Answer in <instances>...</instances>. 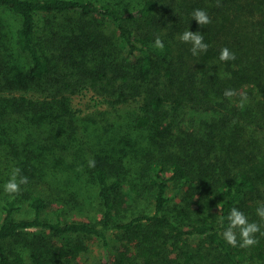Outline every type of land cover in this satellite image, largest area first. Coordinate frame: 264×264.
<instances>
[{
  "label": "trees",
  "instance_id": "16d2710c",
  "mask_svg": "<svg viewBox=\"0 0 264 264\" xmlns=\"http://www.w3.org/2000/svg\"><path fill=\"white\" fill-rule=\"evenodd\" d=\"M216 4L0 0L18 21L0 17V193L13 168L29 179L3 195L0 264H85L91 241L93 264H264V237L240 248L221 236L232 207L264 230V0ZM187 29L206 52L180 41ZM223 47L236 59L220 61ZM84 89L110 108L77 117ZM87 184L94 215L64 217L78 196L67 189Z\"/></svg>",
  "mask_w": 264,
  "mask_h": 264
},
{
  "label": "clouds",
  "instance_id": "9594fccd",
  "mask_svg": "<svg viewBox=\"0 0 264 264\" xmlns=\"http://www.w3.org/2000/svg\"><path fill=\"white\" fill-rule=\"evenodd\" d=\"M216 6H220L219 0H217ZM191 20H195L201 27L212 22L208 12L204 9H194ZM179 39L182 43L191 45L190 52L193 56L206 52L209 48V45L205 42L203 33L200 31L193 32L187 29L180 34ZM153 47L160 50L164 49L165 45L159 36L155 38ZM235 59V53L228 47L220 49V61L228 62ZM234 95H236V92L233 89H226L224 92L225 97H232ZM247 100V95L241 94L240 106L243 107ZM88 166L90 168L95 167V160L90 159L88 161ZM28 183L29 179L27 176L21 174V169L18 167L13 168L9 179L4 184V192L8 195H18L21 192V186L28 185ZM256 215L261 221H264V203L257 206ZM227 221V227L222 231L221 236L224 241L232 247L251 248L259 243L257 234L264 237V230H262L261 224L250 221L249 217L236 207L230 209ZM221 226H223V221H221Z\"/></svg>",
  "mask_w": 264,
  "mask_h": 264
},
{
  "label": "rangeland",
  "instance_id": "374dc122",
  "mask_svg": "<svg viewBox=\"0 0 264 264\" xmlns=\"http://www.w3.org/2000/svg\"><path fill=\"white\" fill-rule=\"evenodd\" d=\"M0 17L5 22L11 23V24H17V17L14 15V13L10 12L4 7H0ZM71 107L72 111L75 113V115L79 118H85L89 115H100L102 111L108 110L110 107L103 102L102 98L94 93V91L90 89H84L76 94H74L71 97ZM121 108V114L122 117H126L129 112L126 108ZM66 160L75 162L76 170L80 169V163H78L75 154L72 152L67 155ZM65 180V179H64ZM2 188V187H1ZM4 189V188H3ZM70 192H68V196L75 193L77 197V202H70L72 203L71 206H67L65 208V211L62 212V215L64 217H71L73 219H86L88 216L94 215L95 210L98 209L99 205V199L95 195V189L90 186V184H87L83 187L81 190V193H78L77 188L75 186H71L69 189ZM2 193H0V204L3 203V195L4 190H1ZM71 198V197H70ZM22 203V202H21ZM74 204V205H73ZM24 206V205H23ZM25 208V207H24ZM21 208L18 213L16 214L17 217L22 216L25 212V209ZM50 214V212L48 213ZM2 219V211L0 208V221ZM100 255V250L97 242H90L89 250L81 255V261L85 264H93L95 256Z\"/></svg>",
  "mask_w": 264,
  "mask_h": 264
}]
</instances>
